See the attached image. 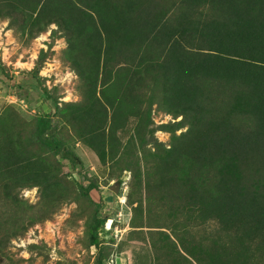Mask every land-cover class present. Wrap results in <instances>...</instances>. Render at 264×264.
Instances as JSON below:
<instances>
[{
  "label": "trees",
  "instance_id": "1",
  "mask_svg": "<svg viewBox=\"0 0 264 264\" xmlns=\"http://www.w3.org/2000/svg\"><path fill=\"white\" fill-rule=\"evenodd\" d=\"M0 20L26 42L55 24L80 93L60 103L40 78L50 42L30 71L49 111L0 109V190L12 206L0 246L76 202L104 264L99 177L71 178L82 143L105 184L131 172L128 238L150 242L153 264H264V0H0ZM154 109L175 120L156 124ZM33 187L31 204L20 191Z\"/></svg>",
  "mask_w": 264,
  "mask_h": 264
},
{
  "label": "rangeland",
  "instance_id": "2",
  "mask_svg": "<svg viewBox=\"0 0 264 264\" xmlns=\"http://www.w3.org/2000/svg\"><path fill=\"white\" fill-rule=\"evenodd\" d=\"M55 27L56 25L52 24L47 31L40 33L30 42H26L17 35L14 29L9 28L7 20H0V109L6 104H13L29 117L35 113L49 111L51 103L40 92L39 83L32 77L30 71L36 64L40 49L49 48L50 42H53L51 49L54 53L49 55L41 67L43 74L39 73L40 78L45 84L50 78L52 86L58 87L57 95L60 98L65 96L68 101L80 98L78 75L72 65L63 59L66 40L63 37H56L53 41L51 31ZM152 115L156 124L175 119L172 114L159 109H154ZM179 118L180 116L177 119ZM180 131L181 129L178 130ZM155 135L167 144L170 142V132L166 130L158 129ZM76 150L83 158V165L73 173L71 178H77L84 184H88L89 181L85 179V174L93 178L99 177L100 185L96 191L101 199L100 215L106 217L105 222L108 219L113 220L110 230H106L105 224L101 229L100 237L103 241L101 243L112 248L108 255L107 253L104 255L103 263L129 248L139 264H153L154 252L150 242L128 238L132 216L131 206L127 203L131 172L126 170L120 179L121 182L111 179L108 184H105L106 173H103L105 167L102 166L94 152L82 143H77ZM26 189L20 191L22 198L31 204L36 203L39 198L37 187ZM7 201L0 190V211L4 213V218L0 222V239L3 240L9 235V228L7 231L4 226H7L8 214L12 207ZM76 206V202H66L50 219L30 226L24 234L8 238L0 246L3 250V252L0 251L3 260L1 263H94L99 247L96 244L88 247L84 243L85 220L84 218L79 220L78 213H74ZM121 240L129 241L119 251L118 244ZM32 244L36 247L32 248Z\"/></svg>",
  "mask_w": 264,
  "mask_h": 264
},
{
  "label": "crops",
  "instance_id": "3",
  "mask_svg": "<svg viewBox=\"0 0 264 264\" xmlns=\"http://www.w3.org/2000/svg\"><path fill=\"white\" fill-rule=\"evenodd\" d=\"M89 264H94V263L91 262ZM114 264H139V263L137 262V258H135L133 253L129 250V248H127L125 250H122L120 255L115 256Z\"/></svg>",
  "mask_w": 264,
  "mask_h": 264
},
{
  "label": "built area",
  "instance_id": "4",
  "mask_svg": "<svg viewBox=\"0 0 264 264\" xmlns=\"http://www.w3.org/2000/svg\"><path fill=\"white\" fill-rule=\"evenodd\" d=\"M40 74H43V70H41L40 71ZM45 75H46V73H44ZM50 75V74H49ZM47 86L50 88V87H52V84L50 83V78H48L47 80ZM61 101H68L67 100V97H61L60 98V103H61ZM170 117V119H172L171 118V116H169ZM175 120V119H174ZM27 189H29V188H27ZM26 189V190H27ZM26 190H24V191H26ZM110 221V222H109ZM112 223H113V220L112 219H108V221L107 222H105V228H106V230H110L111 228H112ZM100 235H102V231L100 230ZM115 263V257L113 258V257H111L110 259H108L104 264H114Z\"/></svg>",
  "mask_w": 264,
  "mask_h": 264
}]
</instances>
